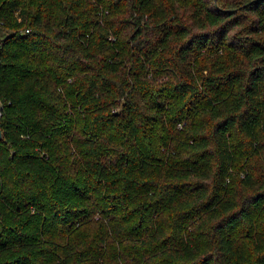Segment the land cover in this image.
Listing matches in <instances>:
<instances>
[{
    "label": "trees",
    "instance_id": "1",
    "mask_svg": "<svg viewBox=\"0 0 264 264\" xmlns=\"http://www.w3.org/2000/svg\"><path fill=\"white\" fill-rule=\"evenodd\" d=\"M0 264H264V0H0Z\"/></svg>",
    "mask_w": 264,
    "mask_h": 264
},
{
    "label": "water",
    "instance_id": "2",
    "mask_svg": "<svg viewBox=\"0 0 264 264\" xmlns=\"http://www.w3.org/2000/svg\"><path fill=\"white\" fill-rule=\"evenodd\" d=\"M1 110H2V104H1V102H0V112H1ZM2 135V129H1V124H0V136Z\"/></svg>",
    "mask_w": 264,
    "mask_h": 264
}]
</instances>
